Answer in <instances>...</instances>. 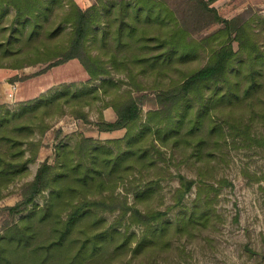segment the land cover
<instances>
[{
  "label": "trees",
  "instance_id": "obj_1",
  "mask_svg": "<svg viewBox=\"0 0 264 264\" xmlns=\"http://www.w3.org/2000/svg\"><path fill=\"white\" fill-rule=\"evenodd\" d=\"M187 1L218 27L194 38L188 13L168 0H92L84 7L0 0V68L41 64V74L75 59L88 75L11 107L0 104V199L36 161L50 119L124 130L117 138L79 133L72 143H54L52 161H41L19 199L0 207V264H152L174 238L199 233L218 217L214 202L231 183L208 182L203 171L228 145L264 147V43L253 26L264 27V15L224 18L216 0ZM8 8L12 17L1 22ZM198 56L205 61L190 68ZM147 102L155 106L143 113ZM107 107L113 121L102 115ZM186 162L199 165L197 179L180 172ZM162 180L176 182L166 204Z\"/></svg>",
  "mask_w": 264,
  "mask_h": 264
},
{
  "label": "rangeland",
  "instance_id": "obj_2",
  "mask_svg": "<svg viewBox=\"0 0 264 264\" xmlns=\"http://www.w3.org/2000/svg\"><path fill=\"white\" fill-rule=\"evenodd\" d=\"M75 2L84 7L90 5L92 0H75ZM168 2L176 5L178 12L188 13L185 16L188 18L187 24L194 38L203 37L218 27L217 24L210 23V18L204 14L194 15L193 6L187 0H168ZM212 6L224 18L244 17L248 19L255 18L256 15L260 17L264 15V0H216ZM12 14V9L8 8L1 22L9 20ZM253 26L256 38L264 43L263 25L256 22L253 23ZM233 47L236 49V43H233ZM204 61L203 56H198L189 67H198ZM43 67L44 65L37 64L12 69L20 75V78H17L19 79L17 84L14 83L11 86L9 94H12V97L9 96L7 104H4L11 107L20 99L27 101L37 97L40 91H46L52 81L42 82V75L36 74ZM51 68L47 70L51 71L50 74L54 77L53 82L57 84L61 81L84 82L88 79V75L75 59ZM4 69L7 68H0V74L5 72ZM37 82L40 83L38 87ZM146 91L150 95V91ZM15 92L17 97L14 96ZM154 106L151 102L145 103L142 107L143 113ZM99 107L100 104L96 103L89 108L88 113L91 120H95ZM101 112L105 120L115 118L110 107L102 109ZM49 124L51 125L50 129L43 136H38L41 140V147L38 150L36 161L28 164L26 176L10 183L4 189L0 207L12 205L19 199L20 186L32 179L41 161L44 159L52 161L53 145L58 140L72 143L79 133L100 140L110 139L112 136L110 133L100 132L94 126L84 124L70 116L50 119ZM57 129L60 130V133L57 132ZM253 130L258 133L261 128L258 124H254ZM123 132L124 130H121L116 134L122 136ZM56 135L57 137H55ZM213 164L212 168L203 171L205 180L214 183L217 179L225 178L231 183V186L222 187L214 202L218 217L212 225L206 226L199 233L182 234L179 238H174L171 248L159 255L152 264H264V147L253 145L236 148L228 145L222 149V158L217 156ZM198 167L197 163L186 162L181 164L179 169L188 177L197 179L199 176ZM160 183L162 186L160 194L166 204L169 202L170 191L176 182L162 180ZM194 191L193 188L186 196L185 203L187 205L193 200ZM36 203L41 204L42 197H37ZM153 205L159 209L164 207L157 200L153 201ZM104 216L108 221L112 219L111 215L104 214ZM168 217L171 219L172 214L169 213ZM4 218L5 214L0 213V225ZM130 229L138 232L136 226H132ZM144 264L150 263L145 262Z\"/></svg>",
  "mask_w": 264,
  "mask_h": 264
},
{
  "label": "crops",
  "instance_id": "obj_3",
  "mask_svg": "<svg viewBox=\"0 0 264 264\" xmlns=\"http://www.w3.org/2000/svg\"><path fill=\"white\" fill-rule=\"evenodd\" d=\"M53 68V67H52ZM51 68V69H52ZM5 70V72L4 73H2V74H0V104H4V103H6L7 104V102H8V100L7 99H9V93L11 92V86L15 83V84H17L18 82V80H15V81H13L12 83L11 82H9V79L10 78H12V77H15V76H20L19 74H17L15 71H13L12 69H4ZM51 71L49 70H47V72L46 73H43V74H40V76L42 75V82H44V81H52V83H50V86L48 87V88H50V87H52V86H54V84H57V83H55V82H53V80H54V77L53 76H51ZM47 76H49L48 78H47ZM41 78V77H40ZM39 80V79H38ZM61 82H64V81H61ZM60 83V82H59ZM40 85V83L39 82H37V87ZM47 88V89H48ZM16 89H17V85H16ZM42 92H44V91H40V93H42ZM39 93V94H40ZM16 95V97H17V93L15 92L14 93V96ZM13 96V97H14ZM18 101H23V100H18ZM107 120H109V119H107ZM114 119H110L109 121H113ZM122 130V129H121ZM121 130H115V131H111V132H104V133H110V134H112V136H111V138H117V137H121V135H118V134H116V132H118V131H121ZM113 134H116V135H113Z\"/></svg>",
  "mask_w": 264,
  "mask_h": 264
},
{
  "label": "built area",
  "instance_id": "obj_4",
  "mask_svg": "<svg viewBox=\"0 0 264 264\" xmlns=\"http://www.w3.org/2000/svg\"><path fill=\"white\" fill-rule=\"evenodd\" d=\"M10 98L12 97V94H9Z\"/></svg>",
  "mask_w": 264,
  "mask_h": 264
}]
</instances>
